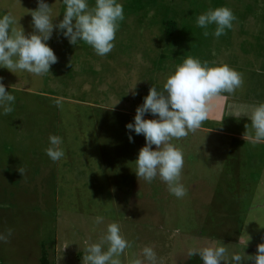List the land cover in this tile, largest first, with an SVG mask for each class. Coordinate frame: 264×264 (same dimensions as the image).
I'll return each instance as SVG.
<instances>
[{
  "label": "rangeland",
  "instance_id": "374dc122",
  "mask_svg": "<svg viewBox=\"0 0 264 264\" xmlns=\"http://www.w3.org/2000/svg\"><path fill=\"white\" fill-rule=\"evenodd\" d=\"M125 1L117 0L123 8ZM43 2L58 24L63 0ZM214 6L230 8L237 19L226 35L216 38L211 25L204 37L196 20ZM37 8L38 0H0V17L11 13L28 36L35 33L30 12ZM146 11L124 9L115 47L105 56L83 41L70 44L54 28L46 43L58 62L49 74L0 67V83L15 97L12 113L0 107V233L12 229L9 241H0V264H40L42 255L49 264H88L85 249L113 222L133 242L121 264H150L146 246L157 264H203L198 254L189 259L188 250L218 242L230 264L233 253L254 264L248 257L264 243V145L247 143L251 121L228 118L235 108L229 106L222 123L209 114L194 133L170 141L184 157L183 198L170 194L159 176L151 183L137 178L135 161L146 141L126 125L134 123L149 88L162 90L188 57L242 73L236 100L264 103V0H164ZM168 19L177 21L175 37L165 35ZM144 119L158 117L145 113ZM49 135L62 138L60 161L46 154Z\"/></svg>",
  "mask_w": 264,
  "mask_h": 264
},
{
  "label": "clouds",
  "instance_id": "9594fccd",
  "mask_svg": "<svg viewBox=\"0 0 264 264\" xmlns=\"http://www.w3.org/2000/svg\"><path fill=\"white\" fill-rule=\"evenodd\" d=\"M63 4L66 6L63 19L54 25L51 6L38 0V8L30 12L35 33L28 36H25L21 27H15L19 23L11 13L0 17V67L12 73L26 71L36 76L49 74L51 66L58 62L46 43L54 28L63 30L70 44L77 45L83 41L99 56H105L114 49L120 21L125 18L122 4L117 0H95L94 5H90L88 0H63ZM236 19L230 8L221 6L199 15L196 24L204 29V37L210 35L209 26L215 25L211 34L219 38L226 35V29H231ZM243 84V74L227 64L209 66L207 61L202 63L198 58L188 57L167 77L162 90L150 87L143 104L136 108L134 123L126 125L137 135L143 134L146 141L135 161L137 178L151 183L159 176L167 184L170 194L183 198L187 194V189L180 183L184 157L182 151L170 141L186 138L190 132L198 130L208 119L213 107L211 101L222 93L233 94L237 89H242ZM14 101V95L0 83L3 114L14 111ZM56 106H61L60 100L56 101ZM145 113L158 119H144ZM250 121L248 138L255 146L264 142V103L254 107ZM128 138L131 142L132 137ZM49 142L50 146L45 149L47 156L53 162L63 159L65 151L61 147L62 138L49 135ZM152 145L156 146V150H152ZM18 171L21 177L25 176V168L21 167ZM103 221V216L96 217L97 223ZM11 235L12 229L9 228L5 233H0V241L7 243ZM105 244L108 245L107 250L103 248ZM132 244L122 235L120 225L113 222L108 224L106 234L98 243L90 244L85 249L83 259L88 264H121L120 255ZM142 254L150 264H157L156 253L151 247H144ZM195 254L199 255L203 264H230L228 250L221 242L215 246L189 249L187 257L190 259ZM248 258L254 264H264V243L257 245V254ZM231 261L242 264V256L233 253ZM132 264H144V261L134 259Z\"/></svg>",
  "mask_w": 264,
  "mask_h": 264
},
{
  "label": "crops",
  "instance_id": "0c3cea01",
  "mask_svg": "<svg viewBox=\"0 0 264 264\" xmlns=\"http://www.w3.org/2000/svg\"><path fill=\"white\" fill-rule=\"evenodd\" d=\"M242 101H243V103H239V101L236 100L234 93L231 95L230 94L220 95L219 97L214 98L211 101V104L213 105V107H212L211 111L209 112V114L211 115L210 119H215V120H217L216 122L222 123L224 118L228 117V115H227V117H225L226 114H229L228 107L233 106L235 108L232 112V115L229 116L228 118L233 117L234 119H238L239 121H242V122L246 121V122L250 123L251 113H252L254 107L257 106V104H253L252 103L253 101H250V99L248 101H244V100H242ZM238 112H242L243 115L245 116V119H243L241 117V115L238 114ZM235 113H236V116H233ZM238 123H240V122H238ZM246 141L248 143V141H249L248 136H247ZM249 143H251V142H249ZM259 144L264 145V142L258 143L257 144L258 147H259Z\"/></svg>",
  "mask_w": 264,
  "mask_h": 264
},
{
  "label": "trees",
  "instance_id": "16d2710c",
  "mask_svg": "<svg viewBox=\"0 0 264 264\" xmlns=\"http://www.w3.org/2000/svg\"><path fill=\"white\" fill-rule=\"evenodd\" d=\"M88 2H89L90 5H94L95 0H88ZM162 2H164V0H126L125 4H124L125 5L124 9H127V10L128 9H136V10H138L139 13H144L146 15V13H147L146 8L153 9L155 6L159 5ZM212 2L213 1H210L209 4L212 3ZM183 3H185V2H183ZM186 6H187V4H186ZM213 8H215V6ZM165 9H167V7H165ZM63 11L65 12V9ZM167 14H169V13L164 14V16H167ZM152 18L154 20V17H152ZM194 21H195V19H194ZM165 22H166L165 25H164L165 35L167 37H169V36L170 37L171 36L175 37L177 35L178 28H179L178 24H177V21L168 19ZM43 252H45V251H43ZM47 259H48L47 255H42V257L40 259V264H49Z\"/></svg>",
  "mask_w": 264,
  "mask_h": 264
}]
</instances>
